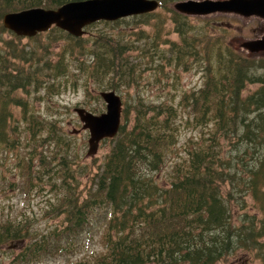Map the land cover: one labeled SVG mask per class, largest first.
Returning <instances> with one entry per match:
<instances>
[{"label":"trees","instance_id":"1","mask_svg":"<svg viewBox=\"0 0 264 264\" xmlns=\"http://www.w3.org/2000/svg\"><path fill=\"white\" fill-rule=\"evenodd\" d=\"M78 1L85 0H0V20ZM156 1L174 24L164 35L175 33L179 41L163 38L157 23L151 34L141 28L154 12L131 22H97L89 29L100 28L78 38L55 27L21 38L0 22V34L9 33L15 44L44 35L39 43L0 47V156L24 149L17 165L28 182L48 179L55 192L45 218L63 217L61 229L48 234L28 228V220L0 222V246H23L15 261H38L50 240L79 234L99 209L109 211L102 250L70 264H217L239 252L264 264V57H245L216 38H187L189 17L168 8L179 0ZM180 69H198L203 77L201 88L183 91L177 102L188 114L138 89L146 71L176 89ZM68 78L86 89L95 80L99 92L136 90L130 104L122 100L120 129L105 140L110 150L85 196L73 167L89 172L79 165L74 135L55 114H33L30 107L33 93L66 89L55 82ZM249 85L257 87L245 95ZM17 91L21 98L13 96ZM11 106L21 108L18 118Z\"/></svg>","mask_w":264,"mask_h":264},{"label":"rangeland","instance_id":"2","mask_svg":"<svg viewBox=\"0 0 264 264\" xmlns=\"http://www.w3.org/2000/svg\"><path fill=\"white\" fill-rule=\"evenodd\" d=\"M156 15L149 17V26H142L147 34L153 32V24H159L162 28L161 35L163 38H169L172 41H179V36L175 33L165 36L166 32L174 31V24L171 21V13H166L162 10L154 12ZM131 18L127 19L130 20ZM132 20V19H131ZM130 20V22H131ZM1 22V20H0ZM188 24L192 31L186 32V37L196 35L200 38H216L223 42L224 46L230 48L234 52L242 53L237 49V43L245 39H254L264 32V25L257 19L244 20L237 17H229L222 15H213L211 17H189ZM99 26V25H97ZM124 23L120 27L126 28ZM100 28V27H96ZM96 28H88L94 31ZM86 30L85 35H88ZM119 31V30H118ZM133 32L134 30H123ZM162 38V39H163ZM44 40V35L38 41H28L22 39L15 44V40L9 33L0 34V47L10 42L11 46L20 47L22 44L39 43ZM28 48V46H27ZM165 48V46H163ZM54 53L58 52V48L51 49ZM245 55L244 53H242ZM168 70V69H167ZM178 85L174 89V85L164 81L163 77H157L151 71L144 73V78L138 88L142 95L150 101L166 102L167 105H175L181 114H188L177 102L183 91L190 92L192 88L198 89L203 85V77L198 69H190L187 71L178 70ZM159 78L161 82L148 85V82ZM71 79H61L55 82L56 87L66 89H54L49 87L50 94L40 92V94H32L30 105L33 114H42L49 116L55 114V119L62 126V130L68 134L73 129L80 130L81 124L77 115L74 112L75 108H85L93 114H100L105 110V104L99 97L96 87V81L88 82L87 89L79 83L72 87ZM257 85H249L245 90V95L251 93ZM135 89L121 90L118 95L125 102H131V97L135 93ZM16 98L23 96L22 91H17L13 94ZM96 98V99H94ZM128 102V103H129ZM130 104V103H129ZM101 107L100 112H95ZM95 108L94 111L90 109ZM15 118L21 114V108L10 107ZM183 136V135H181ZM88 133L80 131L74 135L72 140L73 149L76 155H79V165L84 167L88 175L80 174L78 166H74L73 170L78 183L80 194L86 195L87 189L91 187V176L96 172L98 166L103 162L105 155L109 152L111 143L104 141L99 145L98 152L95 156H86L88 150ZM24 146V145H23ZM13 150L3 151L0 156V222L7 219L16 220L21 223L23 220H28V228L33 231L48 234L52 230H59L62 227L63 217L45 218V209L51 201H54L55 192L53 188L46 182L48 179L31 180L28 182V177L25 171L20 168L17 163L20 157L25 154L24 149L19 148L18 152ZM159 175L156 176L158 180ZM81 195V196H82ZM109 217V211L94 209L89 215L87 225L79 234L70 235L68 237H58L56 240H50L46 245V250L37 260L33 262L19 263L15 261L17 255L22 250L21 244H15L11 249L6 245L0 246V264H70L76 261L90 257L95 252L102 250V237L104 234V224ZM56 227V229H54ZM264 244V239L260 241ZM264 253V248H263ZM217 264H263L260 259H253L251 256L245 257L241 252L237 253L235 258H231Z\"/></svg>","mask_w":264,"mask_h":264},{"label":"water","instance_id":"3","mask_svg":"<svg viewBox=\"0 0 264 264\" xmlns=\"http://www.w3.org/2000/svg\"><path fill=\"white\" fill-rule=\"evenodd\" d=\"M156 0H85L68 2L57 9L32 8L8 13L2 17L4 29L17 37L31 38L55 27L74 38L96 22H114L123 18L151 13L158 8ZM177 14L188 17L222 15L244 20L257 19L264 25V0H182L170 5ZM264 29V28H263ZM238 51L248 58L264 57V32L254 39L237 43ZM105 111L98 115L75 108L81 130L88 132L87 156L93 157L99 144L113 139L121 123L122 101L114 91L99 93ZM72 134L78 133L72 130Z\"/></svg>","mask_w":264,"mask_h":264},{"label":"flooded vegetation","instance_id":"4","mask_svg":"<svg viewBox=\"0 0 264 264\" xmlns=\"http://www.w3.org/2000/svg\"><path fill=\"white\" fill-rule=\"evenodd\" d=\"M83 109H85V108H83ZM86 110V109H85Z\"/></svg>","mask_w":264,"mask_h":264}]
</instances>
